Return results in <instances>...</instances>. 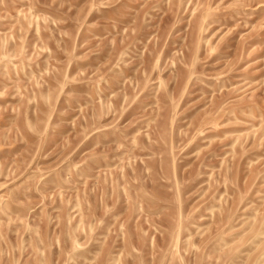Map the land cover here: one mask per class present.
Here are the masks:
<instances>
[{
    "label": "rangeland",
    "instance_id": "obj_1",
    "mask_svg": "<svg viewBox=\"0 0 264 264\" xmlns=\"http://www.w3.org/2000/svg\"><path fill=\"white\" fill-rule=\"evenodd\" d=\"M0 264H264V0H0Z\"/></svg>",
    "mask_w": 264,
    "mask_h": 264
}]
</instances>
